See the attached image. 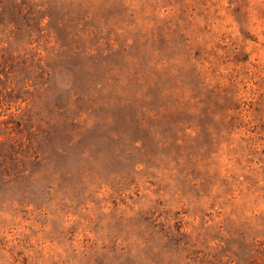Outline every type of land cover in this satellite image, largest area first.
I'll use <instances>...</instances> for the list:
<instances>
[{
	"label": "rangeland",
	"instance_id": "1",
	"mask_svg": "<svg viewBox=\"0 0 264 264\" xmlns=\"http://www.w3.org/2000/svg\"><path fill=\"white\" fill-rule=\"evenodd\" d=\"M0 264H264V0H0Z\"/></svg>",
	"mask_w": 264,
	"mask_h": 264
}]
</instances>
